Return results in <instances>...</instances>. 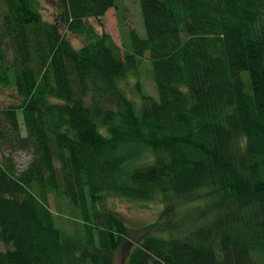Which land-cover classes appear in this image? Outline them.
Segmentation results:
<instances>
[{"label": "trees", "instance_id": "1", "mask_svg": "<svg viewBox=\"0 0 264 264\" xmlns=\"http://www.w3.org/2000/svg\"><path fill=\"white\" fill-rule=\"evenodd\" d=\"M138 1L119 47L88 21L118 0H1L0 264H264V0Z\"/></svg>", "mask_w": 264, "mask_h": 264}, {"label": "rangeland", "instance_id": "2", "mask_svg": "<svg viewBox=\"0 0 264 264\" xmlns=\"http://www.w3.org/2000/svg\"><path fill=\"white\" fill-rule=\"evenodd\" d=\"M58 0H39V7L41 9L42 15L46 20L52 21L54 20V16L57 14L56 4ZM3 9L2 2L0 0V12ZM99 19L89 18L88 21L95 27V30L99 33H107L109 34L113 41L121 47L122 45V36L121 27L123 28H133L137 31V34L144 36L145 30L142 20V15L140 11L139 1L138 0H118L117 8H110L103 14ZM67 38L74 45L73 47H79L82 43L81 39L76 35L70 33L67 34ZM150 68V63L147 64ZM141 76L140 78V86L143 88L144 92L147 94L155 95V89L152 81L149 77ZM137 79L135 75H130ZM137 81V80H136ZM132 79L128 81L127 87L128 95L134 96L135 90L133 87L130 88V84L132 85ZM17 99L10 95V91L7 89H3L0 87V107L7 106L11 103H17ZM20 120H22L21 114L19 115ZM24 131V130H23ZM13 159L15 161V165H17L18 169H23L27 166V163L30 160V154H28L25 150H16L13 154ZM66 203V201H65ZM110 205L113 206L119 215L125 218V220L132 226L134 225H143L149 223L155 217L158 209L155 204H141L136 202H130L121 200L119 198H113L111 200ZM55 200L52 195L49 196V204L50 209L53 213L56 212ZM64 204V203H63ZM63 227L66 229H71L73 224L72 220L62 217L60 220ZM1 248H5V246L0 245ZM131 245L129 243H124L118 249L116 253H114V264H123L127 257V253Z\"/></svg>", "mask_w": 264, "mask_h": 264}]
</instances>
